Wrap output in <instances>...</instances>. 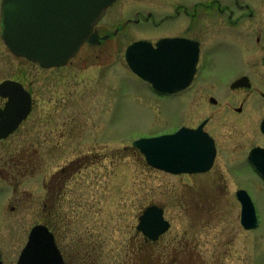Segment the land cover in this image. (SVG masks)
<instances>
[{"label": "flooded vegetation", "instance_id": "flooded-vegetation-1", "mask_svg": "<svg viewBox=\"0 0 264 264\" xmlns=\"http://www.w3.org/2000/svg\"><path fill=\"white\" fill-rule=\"evenodd\" d=\"M63 1L8 0L4 10L5 0H0V224L5 227L31 225V229L44 226L54 235L55 245L64 264H101V257L105 260L109 258L110 240L107 237L99 240L85 236V232L79 235L75 231L78 225L85 222L92 224L95 210L99 214L109 212L95 208L97 197H102L98 203H103L106 199L105 189L108 184L105 181L109 174V167L106 165L111 159L109 152L94 150V98L103 97L106 93L108 95V92L110 94L111 87L107 61L104 60L101 48L97 47L115 39L129 27L133 28L141 23L153 28L166 23L176 25L178 30L171 34H139L141 38L127 44L125 48L140 41L149 42L151 46L148 48H173L170 57L180 73L172 77L177 86L189 78V72L186 77L185 69L190 65L188 61L191 59V52H198L196 71L191 83L174 92L157 91L150 83L135 75L157 96H177L183 99L195 89L202 88L201 83L207 84L204 76L209 69L207 29L214 32L219 20L221 24L224 22L231 28L237 27L246 17L253 18L256 10L248 0H138L142 3L136 4H132V0H123L125 8L128 6L127 10L130 12L123 14L126 17L123 19L122 15L111 12L121 1L114 0L93 25L89 38L67 61L50 63L36 60L32 51L38 52L40 57H46L47 48H31V30L35 25L43 33L49 31V34H54L57 29L61 30L65 9ZM121 20L124 25H118L111 32L113 22L121 23ZM5 25L11 34L26 37L23 54L6 43ZM165 39L173 41L172 44H160ZM259 41L260 38L257 39ZM85 46L89 48H84ZM83 49L88 51L84 52ZM80 53V60H75ZM93 58L101 61L95 64ZM100 64L102 75L98 72L96 77L95 66ZM262 64L264 66V56ZM242 65L246 68L235 72L225 83L234 95L242 98L249 96L248 99H243L245 102L239 107L231 108L226 113L223 126H229L230 130L209 129L212 118H204L193 126L189 103L187 118L190 121L183 126L190 129L202 127L213 140L216 154L210 170L194 175L209 174L218 160L225 156L227 165L234 168L246 165L264 182L254 165L255 162H264L261 151L264 150V117L257 125L258 118L255 115V110L264 112V92L247 93L249 90L253 91L254 78L248 71L246 58H242ZM224 89L227 91L226 87ZM109 96L106 100L107 111L101 115L104 124L109 114ZM250 101L254 109L248 108ZM209 104L213 109L219 106L214 96L209 98ZM103 129L104 126L100 137L104 139L102 143L109 147L110 140L109 137H104ZM134 149L143 157L139 149ZM123 151H127V148L124 147ZM117 155L116 158L120 161L122 155L120 152ZM228 175L233 178L234 172L230 170ZM217 179H222V175L217 176ZM242 190L249 192L246 187L241 186L236 190V197ZM144 210L138 215L135 237L132 238L129 250L125 251L128 259L125 258L122 264H177V261L186 260L193 261V264H208L207 254H211L216 260L213 264H227L223 256L226 258L233 255L232 243L226 241L227 245L223 247L219 237L210 246L205 240H178L175 236L166 239L165 235L170 228L157 239H150L138 228ZM15 215L18 222L9 221ZM242 227L244 228L243 225ZM245 230L249 233L255 229ZM70 231L72 236L69 235ZM1 255L0 264H4Z\"/></svg>", "mask_w": 264, "mask_h": 264}, {"label": "rangeland", "instance_id": "rangeland-1", "mask_svg": "<svg viewBox=\"0 0 264 264\" xmlns=\"http://www.w3.org/2000/svg\"><path fill=\"white\" fill-rule=\"evenodd\" d=\"M248 1L253 3L256 10L253 18L246 17L234 28L226 26L224 22L221 24L219 20V25L213 29L214 32L211 33L212 29H207L206 52L209 57V69L204 75L207 84L201 83L202 88L195 89L183 99L177 96H157L147 84L131 73L125 60L126 45L141 38L139 34H171L178 30L176 25L166 23L153 28L141 23L133 28L129 27L115 39L97 47L101 48L104 60L107 61L111 87L110 94L108 92V95L106 93L103 97L94 98V150L109 152L111 159L106 165L109 167L105 181L108 184L105 189L106 199L103 203H98L102 197H97L95 208L109 212L99 214L95 210L93 225L85 222L78 225L75 231L79 235L85 232V236L99 240L107 237L110 240L109 258L105 260L101 257V264H122L128 259L125 251L129 250L132 238L135 237L138 215L150 205H158L165 210V218L172 226L165 235L166 239L175 236L178 240H205L210 246L219 237L223 247L227 245L226 241L232 243L233 255L226 258L223 256L227 264H264V182L248 166L238 165L234 168L225 163L223 156L209 174L173 175L151 168L144 157H140L138 151L132 148L133 142L139 138L172 133L180 126L188 124L189 103L193 126L204 118H212L209 129L230 130L229 126H223L226 113L231 108L239 107L245 102L243 99L249 97L234 95L229 86L225 85L226 79L244 67L242 58L248 61V71L254 78L253 91L249 90L247 93L264 92V0ZM131 3L142 2L132 0ZM127 8L121 0L111 12L122 15L125 19L123 14L130 13ZM130 9L133 8L130 6ZM117 23L113 22L111 32L118 25H124L123 20ZM81 56L82 53L75 60H80ZM93 60L95 64L101 61L95 58ZM102 70V64L96 65L95 76H98V72L102 75ZM108 96L109 114L104 124L101 115L107 111ZM211 96L218 100L219 106L216 109L209 104ZM251 105L250 101L248 108L254 109ZM252 114L254 115L253 112ZM255 115L258 125L259 120L264 117V112L255 110ZM103 126V135L110 140L109 147L102 143L104 139L100 137ZM124 147L127 151H123ZM119 152L122 155L120 161L116 158ZM230 170L234 172L233 178L228 175ZM220 175L222 179L216 180ZM241 186L249 190L259 221L258 228L249 233L241 225L242 206L236 197V190ZM17 218V215L12 216L9 221L18 222ZM30 230L31 225L5 227L0 224V254L4 264H15L27 242ZM220 233L222 236H219ZM69 235L72 236L73 233L70 231ZM177 243L178 241L175 244ZM206 258L208 264L216 262L211 254H207ZM193 263L187 260L177 261V264Z\"/></svg>", "mask_w": 264, "mask_h": 264}, {"label": "water", "instance_id": "water-1", "mask_svg": "<svg viewBox=\"0 0 264 264\" xmlns=\"http://www.w3.org/2000/svg\"><path fill=\"white\" fill-rule=\"evenodd\" d=\"M7 0H5L6 2ZM114 0H66L64 5L68 7L69 18L63 13L61 30L54 34L49 31L41 32L38 25L33 26L29 41L39 46L62 47L61 52L47 53L48 61L64 62L72 56L78 48L89 38L92 25L104 14V10ZM73 13V17L71 16ZM60 21V20H59ZM73 26V27H72ZM7 43L14 47L21 46L22 37L4 33ZM171 44L165 41L164 45ZM149 43H135L126 52V60L130 68L161 92H174L187 86L194 75L197 52H191L190 67L186 69V77L189 78L183 84L177 86L175 79L171 78L173 72L178 70L174 65L170 53L173 48H139ZM23 53V49L19 48ZM50 52V51H48ZM37 59H41L37 56ZM175 68V69H174ZM175 86H177L176 89ZM213 102L215 100H212ZM146 157L147 163L159 170L172 173H200L209 170L215 158V149L212 139L203 130H190L182 128L175 134L161 136L159 138L140 139L134 143ZM264 152V151H263ZM264 177V163L256 164ZM242 204V224L246 229L256 228L258 219L254 203L245 191L238 193ZM170 227L164 219V211L157 206L148 208L142 218L141 228L151 239H157ZM54 237L45 227L37 226L30 234L28 244L24 249L18 264H64L63 259L57 254Z\"/></svg>", "mask_w": 264, "mask_h": 264}]
</instances>
